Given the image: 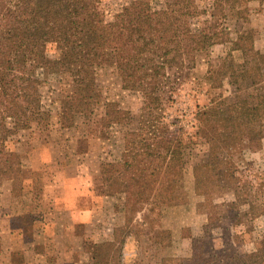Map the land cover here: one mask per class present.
Returning a JSON list of instances; mask_svg holds the SVG:
<instances>
[{"label":"rangeland","instance_id":"obj_1","mask_svg":"<svg viewBox=\"0 0 264 264\" xmlns=\"http://www.w3.org/2000/svg\"><path fill=\"white\" fill-rule=\"evenodd\" d=\"M175 1L188 10L192 30L218 35L164 68L159 106L171 136L158 147L159 156L150 157L164 164L163 172L154 176L138 210L126 201L124 161L156 150L148 133L156 111L144 106L140 92L123 85L111 56L94 67L92 112L72 110L71 96L85 86L59 65L63 6L16 12L10 28L0 32V39L34 38L43 59L26 71L28 88L40 100L37 117L19 104L5 108V145L13 155L0 157V264H178L181 258L264 264V114L260 143L246 140L249 123L237 117L214 148L208 131H198L196 115L214 100H230V67L238 74L233 82L240 84L239 105L259 92L237 65L245 59L264 63V0L95 4L107 20L128 26L143 21L149 7L165 30H173Z\"/></svg>","mask_w":264,"mask_h":264},{"label":"trees","instance_id":"obj_2","mask_svg":"<svg viewBox=\"0 0 264 264\" xmlns=\"http://www.w3.org/2000/svg\"><path fill=\"white\" fill-rule=\"evenodd\" d=\"M230 1L235 5L245 0L217 2ZM46 6H63L66 10L61 27L62 36L58 44L59 65L71 72L75 84L85 86L71 96L72 110L85 115L92 112L96 88L94 67L109 61L107 57L111 56L112 62L122 75L123 85L140 92L144 106L156 111L153 115L155 121L148 130L154 144L158 145L156 150L141 153L146 157L133 156L130 160L126 158L124 161L129 171L126 201L128 205L129 201H132L131 209L138 210L147 199L146 192L153 188L154 176L163 172L161 167L164 164L157 162L153 164L150 157L156 156L158 147H165L167 143L165 138L171 136L165 122L164 110L159 106L160 98L162 99L160 95L166 85V81L163 80L164 68L166 69L167 63L178 56H187L206 48L218 34L204 28L192 30L188 10L184 6H179L177 1L170 6V15L176 27L173 30H165L162 21L149 7L144 9L143 21L128 26L123 22L107 20L101 9L96 6L95 0H0V32L10 28L11 19L16 12H29ZM239 47L236 44L235 48ZM41 55L34 38L13 36L0 39V157L13 155L5 145L9 135L5 108L19 104L31 118L37 117L40 112L39 97L30 92L26 71L29 65H42ZM237 66H241V77L249 73L250 84L259 92L250 102L242 101L239 105V98L235 97L239 93L240 84H234L238 74L230 67L231 72L227 73V81L234 85L232 94L228 97L230 100L227 101V97L218 102L214 100L196 114L198 131L200 133L208 131L206 138L210 140L212 148L217 144L220 146L222 141L226 140L223 136L224 129L237 117L249 123L248 130L243 135L250 144L255 139L260 143L263 135L260 119L264 114V63L260 65L245 59ZM158 75L159 79H156ZM219 103H224V107L220 108ZM241 136L232 135L231 138ZM154 165L158 166V169ZM169 166L168 162L165 168ZM203 262L199 263L196 258H181L178 264H205Z\"/></svg>","mask_w":264,"mask_h":264},{"label":"crops","instance_id":"obj_3","mask_svg":"<svg viewBox=\"0 0 264 264\" xmlns=\"http://www.w3.org/2000/svg\"><path fill=\"white\" fill-rule=\"evenodd\" d=\"M35 168H37V167H35ZM12 229V227L11 226H9V231ZM7 247H10V242H8V244L6 245V248Z\"/></svg>","mask_w":264,"mask_h":264}]
</instances>
